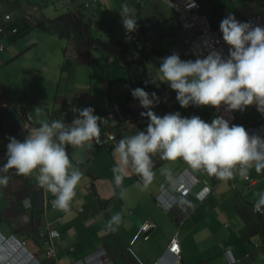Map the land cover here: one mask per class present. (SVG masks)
Listing matches in <instances>:
<instances>
[{
  "label": "crops",
  "instance_id": "obj_1",
  "mask_svg": "<svg viewBox=\"0 0 264 264\" xmlns=\"http://www.w3.org/2000/svg\"><path fill=\"white\" fill-rule=\"evenodd\" d=\"M45 14L52 0H36ZM213 27L233 13L238 18L264 14V0H198ZM53 0V4H54ZM63 10L79 8L91 26V35L105 41L124 42L120 9L123 3L137 17V35L151 49L141 61L151 92L169 89L159 79L161 58L176 52L182 60H194L188 55L185 38L177 14L158 0H64ZM92 9H83L85 3ZM19 6L22 5L20 9ZM0 166L6 160L7 137L23 140L28 133L21 131L27 116L35 126L40 121L51 122L64 115L71 104L95 111L125 107L117 126H105L116 139L109 143L101 135L83 149L68 147L72 164L82 172L70 212L51 208L54 197L36 186L35 175L16 176L14 170L0 175L9 176L6 187L0 186V232L26 241L27 249L41 264H50L44 255L41 238L48 228L59 232L55 243L57 264H155L166 253L172 239L181 249L182 264H264V208L257 213L254 205L264 193V170H249L247 178L238 174L224 182L204 171L192 170L181 158L163 160L154 154L152 183L140 186V177L130 170L121 186L114 182L112 169L119 163L114 149L122 138L135 135L147 126L144 111L130 100L131 78L120 62L105 56L98 49H88L80 42L60 40L33 28L29 20L4 23L3 16L21 13L24 0H0ZM55 12L57 11L54 9ZM46 15V14H45ZM50 17V14L46 15ZM29 19V18H28ZM13 28L18 33H12ZM66 50L67 61L64 56ZM137 86L134 85V88ZM36 109L40 110L39 116ZM210 106L181 108L172 91L170 98L160 100L154 112L163 116L179 111L182 116H200L211 120ZM237 125H255L264 121L255 105L244 112L236 111ZM100 131L102 130V126ZM163 172H170L169 180ZM195 175L203 184L207 181L211 194L201 203L184 200L172 212L165 213L154 200L162 189L174 180L183 181ZM207 185V184H205ZM29 201L25 206L24 201ZM79 208L82 211H79ZM119 213L122 222L115 230L107 223ZM151 222L147 237H137L140 227ZM131 248L135 256L128 252Z\"/></svg>",
  "mask_w": 264,
  "mask_h": 264
},
{
  "label": "clouds",
  "instance_id": "obj_2",
  "mask_svg": "<svg viewBox=\"0 0 264 264\" xmlns=\"http://www.w3.org/2000/svg\"><path fill=\"white\" fill-rule=\"evenodd\" d=\"M24 1L26 6L20 10L21 13L3 16L4 23L12 24L16 22L20 24L19 20L24 19L31 21L34 28L36 20L43 14L41 12L42 8L39 4H35L36 0ZM158 1L169 7L164 1ZM196 1L200 4L198 0ZM19 7L21 9L22 5L19 6L18 4ZM189 7H195L194 0ZM83 9H92L91 4L86 2L83 5ZM171 9L174 10L173 8ZM201 12L206 16L202 11V6ZM119 14L123 27L124 43L132 51L133 59L141 61L142 54L151 49V46L148 44L149 47L145 52L136 55L133 45L127 40L125 34L134 33L143 42L136 32L138 28L137 17L126 2L121 5ZM232 14L222 19L216 28L212 26L211 21L206 16L213 30L220 29L223 42L229 46L227 56L213 49L203 58L182 60L178 53L173 52L171 55L161 58L158 68L160 81L166 83L169 89L158 94L156 92L150 93L142 87L130 89L131 96L138 103V107L144 109V111L140 112V116L146 117L148 122L145 129L130 137L122 138L114 149L119 157V163L112 169L114 182L117 187L122 185L125 176L130 170L140 177L139 184L142 189H147L155 175L152 156L157 153L160 154V158L163 160L175 161L181 158L192 170H202L209 176L216 177V179L224 182L233 179L234 175L237 174L241 178H247L249 170L253 167L257 173L264 170V136L258 134L250 135L246 130L248 127H258L264 124V121L255 125L242 126L234 124L236 111L244 112L249 106L255 105L256 111L261 116H264V27L254 26L250 22L238 21L236 19L237 16L234 14L235 17ZM6 16H10V19L6 20ZM180 27L185 36L181 23ZM1 31L2 29L0 28ZM12 33L14 35L17 34L18 29L13 28ZM185 38L187 39L186 36ZM189 46L190 49L187 53L193 57L190 42ZM4 51L5 48L0 51V55ZM64 56L67 61L66 53ZM3 65L4 63L0 58V67ZM141 69H143L141 72L144 73V67ZM147 83L148 81L145 77L143 86L147 85ZM172 91L175 92V99L181 108L186 109L189 106L197 108L210 106L214 108L211 120L206 122L197 115L185 117L179 111L163 116L157 115L154 109L160 105V100L170 98ZM221 105L224 106L226 112L235 111L234 121L231 124L223 116L215 117V110L219 109ZM73 106L78 107V109H73L76 115L71 113ZM124 108L132 109L133 102H129L125 107L108 108L99 112L90 106L80 109L74 103L69 106L64 115L52 119L51 122L40 121L37 127L33 118L26 115L21 131L28 134L23 140H18L11 136L7 137L6 160L0 166V171L7 173L9 170H14L13 175L16 176H32L34 173L36 186L49 192L54 197L51 208L66 213L70 212V204L76 195L75 190L82 179V172L72 164L67 151L68 147L79 149L91 147V142L99 135L107 139L109 143L113 142L104 136L106 132L107 134H114L116 139L115 133H109L105 129V126L112 125L108 122L99 123L101 117L98 115L105 114L107 110L121 109V119L117 120L116 124L112 126L115 128L118 122L123 119ZM36 111L39 116L40 110L36 109ZM27 118L32 120L33 127L30 130L24 129V123ZM70 118H73L71 123L62 121ZM99 126H102L101 131ZM163 174H166L169 180L172 179L170 172H163ZM193 178L196 185L194 184L195 186L190 192L191 195L183 198L181 194L175 193L174 199L177 202L170 211H165L157 204L155 197L165 188L178 183L184 184L183 182L186 180L189 182L188 180ZM206 182L204 181L205 184ZM8 183L9 176L0 175V186L6 187ZM205 184L195 175H187L183 181L174 180L168 184L153 198L155 203L165 213H170L184 200L192 198L197 204L203 202L211 194L209 184ZM202 188H207L210 193L203 201L197 202L193 194ZM24 204L28 206L29 201L25 200ZM262 208H264V193L260 194L259 200L254 205L257 213H261ZM79 211L81 212L82 209ZM121 222V215L119 213L114 214L107 223V229L115 230ZM50 231H55L58 234L53 241L55 249L54 259L46 257V250L42 243ZM147 233L148 230L143 237L146 238ZM59 235L58 231L48 228L40 240L45 258L50 264H57L55 243ZM0 236H12L18 241L24 242L27 249L26 241L23 239H19L14 235L5 236L1 232ZM137 237L140 236L137 234ZM174 239L176 240V238ZM170 243L166 253L155 264H175L176 258L168 252ZM129 250L131 248L128 249V252H130ZM27 251L31 253L28 249ZM132 253L131 255L135 256ZM31 254L41 264V261L33 253ZM179 261L182 264L181 249ZM0 264H3V257H0ZM92 264L98 263L95 261Z\"/></svg>",
  "mask_w": 264,
  "mask_h": 264
},
{
  "label": "built area",
  "instance_id": "obj_3",
  "mask_svg": "<svg viewBox=\"0 0 264 264\" xmlns=\"http://www.w3.org/2000/svg\"><path fill=\"white\" fill-rule=\"evenodd\" d=\"M162 1H164L169 7L173 8L176 11L185 36L190 42L191 54L193 55L194 60L197 58H203V56L207 55L208 52L213 49L220 51L223 55L227 56L229 46H227L225 42H223L220 29H212L209 20L202 14L201 6L197 3L196 0H194L195 7H189V5L193 3V0ZM5 19L9 20L10 16H6ZM236 19L241 22H250L254 26L258 25L264 27V15H255L245 19H238L236 17ZM125 36L127 40L133 45L136 51V55L141 52H145L149 47L148 44L141 42L134 35V33L128 35L125 34ZM3 49V46H0V51H2ZM73 109H78V107L73 106L71 109L72 115H76V113L73 112ZM234 112H226L224 110V106L221 105L219 109L215 110L214 115L215 117L223 116L225 119L229 120L231 124L234 121ZM98 116L101 117L99 123L104 124L108 122L112 126H114L117 120L121 119L122 111L121 109L107 110L105 114ZM72 119L73 118L64 119L62 121H64L65 123H71ZM32 127L33 126L31 118H27L24 123V129L30 130ZM246 130L250 135L258 134L264 136V124H261L255 128L248 127ZM104 136L108 138L109 141H114L115 139L114 134H107L105 132ZM188 181L189 182H187V180L183 182L184 184L178 183L174 186L165 188L155 197L157 204L165 211H170L173 205L177 202L174 199L175 193L181 194L183 198L189 197L191 195V190L196 185V182L194 178L189 179ZM209 193L210 191L207 188H202L200 191L193 194V196L197 202H201ZM153 227V224H151L150 222H145L139 229L138 236H145L147 230L152 229ZM57 236L58 234L55 231H50L48 236L44 238L42 242L46 250V257L48 259L55 258L53 241ZM129 251L132 253L131 250ZM168 252L176 258L175 264H180V248L175 239L171 241ZM0 257H3V264H39L35 257L27 251L25 243L18 241L12 236H0Z\"/></svg>",
  "mask_w": 264,
  "mask_h": 264
},
{
  "label": "trees",
  "instance_id": "obj_4",
  "mask_svg": "<svg viewBox=\"0 0 264 264\" xmlns=\"http://www.w3.org/2000/svg\"><path fill=\"white\" fill-rule=\"evenodd\" d=\"M34 28L40 33L56 36L68 43L80 42L88 49H98L106 56L114 57L123 66L127 76L131 78L132 89H134V85L144 88L145 75L140 70L144 67L143 63L133 59V53L126 43L113 40L106 42L93 37L91 26L79 8L67 10V12L53 18L47 17L43 13L36 20ZM65 52L66 50H64ZM129 99L134 100L131 92Z\"/></svg>",
  "mask_w": 264,
  "mask_h": 264
},
{
  "label": "rangeland",
  "instance_id": "obj_5",
  "mask_svg": "<svg viewBox=\"0 0 264 264\" xmlns=\"http://www.w3.org/2000/svg\"><path fill=\"white\" fill-rule=\"evenodd\" d=\"M54 4L50 1L49 2V6L47 8V10L45 11V14L48 15L50 14V18L56 17L57 15H60L61 11L63 10V5H64V0H54ZM56 9L57 11L55 12Z\"/></svg>",
  "mask_w": 264,
  "mask_h": 264
},
{
  "label": "water",
  "instance_id": "obj_6",
  "mask_svg": "<svg viewBox=\"0 0 264 264\" xmlns=\"http://www.w3.org/2000/svg\"><path fill=\"white\" fill-rule=\"evenodd\" d=\"M141 71H143V69H141ZM146 85V84H145ZM206 184H207V182H206Z\"/></svg>",
  "mask_w": 264,
  "mask_h": 264
}]
</instances>
